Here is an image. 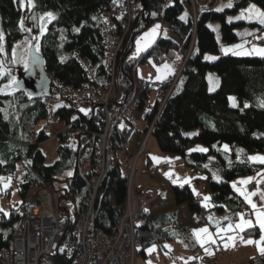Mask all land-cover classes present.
I'll return each instance as SVG.
<instances>
[{
    "label": "trees",
    "instance_id": "1",
    "mask_svg": "<svg viewBox=\"0 0 264 264\" xmlns=\"http://www.w3.org/2000/svg\"><path fill=\"white\" fill-rule=\"evenodd\" d=\"M252 3L264 10V0H220L213 12L199 13L194 25L191 17L182 15L185 8L180 0H146V9L141 7L125 38V47L118 59L119 66L130 75L133 66L148 57L156 63L169 61L177 67L181 60L178 54L185 57L193 40V50L185 61L180 85L169 95L157 119L159 102L150 105L145 119L154 123L152 138L159 150L179 156L185 167L203 176L212 196L209 203H203L189 183H179L171 187L175 209L155 217L138 214L136 255L141 254L143 261L146 248L153 243L163 245L177 241L186 249L197 250L194 225L179 226L178 207L181 205L187 206L196 224H209L214 229L234 222L241 212L250 210L243 197L235 192L232 181L253 173L262 165L253 162L250 155L264 154V56L221 55L214 61H206L204 54L220 51L219 40L210 27L212 21L219 22L224 44L242 38L250 40L264 30V24L237 19L239 12ZM112 5L113 0H32L27 15L32 30H27L22 26L21 0H0V29L5 37L10 68H16L14 57L10 55L13 48L31 41L35 32L41 31L39 15L52 12L54 18L39 38V53L47 72L65 84L81 86L89 80L81 62L85 60L92 68L93 82L104 84L109 75L104 66L100 26L103 12ZM156 20L166 22L177 40L161 36L146 53L134 55L137 34ZM242 26H249L247 33H242ZM208 72H214L219 78V86L214 91L209 90ZM151 91L148 84L138 90L140 111L149 106ZM230 95H236L238 106L230 103ZM55 114L70 128L56 135L58 158L46 164L39 145L49 139V135L45 130L36 132L38 123L49 115L43 97L34 98L14 88L0 91V177L14 174L20 163L23 168L18 185L20 202L10 208L7 216L6 212H0V250L12 247L13 239L20 232V208L31 187L49 188L56 194L58 218L67 237L85 210L89 179L78 166L83 153L79 139L89 130L100 133L104 123L97 108L90 113H75L65 106L57 108ZM127 130V135L119 127L112 132L111 163L96 200V224L105 230L115 228L124 211L126 188L122 161L117 154L125 139L141 136L142 131L134 122ZM190 131L196 133L190 135ZM224 143L229 145L228 150L224 149ZM68 170L72 174L60 182L61 188L56 187L59 177ZM62 199L67 205L61 204ZM143 217L147 220L145 226L139 224V218ZM251 232L258 233L259 228L246 230L248 234ZM65 262L61 258L58 264ZM249 264H264V254L250 260Z\"/></svg>",
    "mask_w": 264,
    "mask_h": 264
},
{
    "label": "built area",
    "instance_id": "2",
    "mask_svg": "<svg viewBox=\"0 0 264 264\" xmlns=\"http://www.w3.org/2000/svg\"><path fill=\"white\" fill-rule=\"evenodd\" d=\"M139 2L113 0L112 7L103 12L100 33L104 48L105 71L109 75L104 84L93 82L92 68L85 60L81 62L89 80L81 86L65 84L58 77L49 74L51 88L49 94L44 96V103L48 108H52L58 101L75 113H90L94 108L102 110L101 119L106 126L104 133L89 131L86 135L90 137L82 136L83 145L90 138L99 139L96 144L87 147L80 160L83 174L89 175L91 179L85 210L78 216L70 237H67L58 218L56 194L45 187H31L20 208L23 217L21 234L13 239L12 247H3L0 250V264H58L61 258L66 261L63 264H136L135 225L138 214H143L145 211L143 197L136 195L132 183L128 182V199L124 203L123 214L116 227L109 230L96 224V200L108 171L104 153L109 149V145L105 143L102 145L100 137L101 135L109 137L112 130L119 127L120 122L128 126L134 121V111L140 102L137 85L143 87L146 84L150 85L159 95H163L165 101L178 87L175 80L173 81L178 77L176 72L158 82L153 72H149L146 79L133 76L137 64L133 66L132 75L127 74L119 66L118 57L124 50L125 38L141 10ZM219 3L220 0H186L193 24H196L200 12H213L218 8ZM255 42L264 44V39ZM114 84L128 91V99L133 100L132 106L127 99L123 100L116 110L110 109L111 99H108V96L104 99L102 96L109 87L112 89ZM127 126L123 131L127 130ZM100 153L102 157H99ZM125 164L128 177L133 178L137 170L136 163L127 161ZM253 186L255 183L250 185ZM139 222L142 226L147 225L144 217L139 218ZM216 259V257L209 258L208 264H214ZM191 264H200L198 255Z\"/></svg>",
    "mask_w": 264,
    "mask_h": 264
},
{
    "label": "rangeland",
    "instance_id": "3",
    "mask_svg": "<svg viewBox=\"0 0 264 264\" xmlns=\"http://www.w3.org/2000/svg\"><path fill=\"white\" fill-rule=\"evenodd\" d=\"M181 2H183V5L185 6L186 12L188 13L186 0H182ZM139 3L141 5V2H139ZM21 5H22V9H23L22 26L24 28L27 27V30H32L31 26L28 24V21H27V15L31 11L32 5H28L26 0H24L23 3L21 0ZM253 6L255 8V11L250 12L249 9L253 8ZM260 12H264V10L260 6H258L257 4L252 3L239 12V14L237 15V19L244 20L248 23L261 24L260 23L261 17L258 15V13H260ZM48 13H52V12L41 13L39 15L38 21H39V24H41V27H40L41 31L35 32L36 35L32 36L31 41L19 43L16 45L18 47H23V49H22V52L20 55L19 66L15 65L13 63L15 67L17 66L16 68H14V70H12L10 68L9 63L11 64V62L9 61V57H8V60L6 58L7 52L5 49V37H4L3 31L0 29V34L3 35V41H0V47L3 48V51L0 52V91L9 90L10 88H13V85L15 84V83H12L13 79L16 82L19 79L18 74H17L18 71L24 72V70L29 66L30 50L32 48H34L37 52H39V38L41 37V32H42V30H45L46 25L51 20V18L47 15ZM52 15H53V13H52ZM182 15L183 16L186 15L185 11ZM26 23H27V26H26ZM157 25H159V28H156ZM210 27L215 31L216 37L219 40L220 51L217 54L205 53L204 54V60L214 61L217 58H219L221 55L260 56V57L264 56V55H261L258 51H256L258 49H264V44H260V43L255 42L256 41L255 39L247 40V38H242V39L235 41V42H232V43L223 44L221 42L222 37H221L219 22L218 21L210 22ZM154 29H155V34L150 35L151 33H153ZM248 29H249V26L248 27L242 26V33H243V31H244V33H247ZM161 36L172 37L175 40H177L176 37L173 35L170 26L166 22H164L162 20H156L154 23H152L147 28L143 29L141 32H139L137 34V37H136L135 43H134V49H133L134 55L139 56V55H143L144 53H146L155 44L157 39ZM255 38L256 39H264V30L260 31L257 34V36H255ZM15 47L13 48V50L10 53V55H12L13 57L15 56V53L17 52V49ZM192 50H193V40L190 44V48L188 50L187 55L185 57L181 56L180 63L177 65V67L173 71V72L178 73V77L173 79V81L175 80L177 86H179L181 83L182 76H183V74H182L183 67H184V64H185L187 57L189 56V54ZM225 50H228V51H225ZM13 62H14V60H13ZM25 65H27V67H25ZM170 68L171 69L174 68V66L172 65L171 62L163 61L161 63H156L152 60L151 57H148L146 60L141 62L138 65V68H135V70H137L139 77L145 78V77H147V74L153 70L159 76H161L163 74L166 75L170 71ZM168 75H166V76H168ZM133 76L137 77L135 72H134ZM213 77H215V78H213ZM216 77H218V76L214 72H208L207 80H208L210 91H214L217 88V86H219L218 85L219 82L216 80ZM9 85H11V86L9 87ZM138 86H139V84L136 87V88H138L137 90L141 89V87H142V89L144 88L143 85H140L139 87ZM121 88L117 84L116 85L114 84V87L112 89L109 87L106 90L105 94L102 96L104 99H107V96H108V99H111L112 104H111V106L109 105L111 110H116L119 107L120 102L123 100H127L129 97L128 91H125V90H123L124 88L123 89H121ZM152 90L153 91H151L149 94V101H148L149 106L155 105L156 102L160 103V106L158 107L159 109L155 115V118H156V117H158L162 107L165 104L164 102H166V101H165L163 95H161V94L159 95V93L156 92L155 88H152ZM166 97H168V96L166 95ZM127 101H130L129 104L132 106L133 100L131 101V99H128ZM229 101L232 105L238 106L239 101H238L236 95H230ZM149 106L147 108H145L144 111H140L139 108L136 107V109L134 111V124L139 130H142L141 131L142 134L139 133L141 136L136 135L133 137V139L131 138V140L125 139V141L123 143L124 145H123L122 150L119 151V153L117 154V157L120 158L122 161V172H123V176H124L123 178L125 180V188H126L125 201H127V199H128V182L132 183L131 185H133L134 193L136 195H141L143 197V199H145L146 193L144 194V193H142L136 189V181H137L136 176L139 174V170L144 171L146 173L147 168H146L145 164H146V161L148 160V155L153 159V162H154L155 172L152 174V177L160 178L163 176L164 172L169 169L166 163L163 164L162 166H160V162L164 159L162 156V154H164V153L159 150V147H158L156 141L152 138V129H153L154 123H153V125H151L152 123H149L148 120L145 119L146 111L148 110V108H151V106L150 107ZM58 107H65V105L63 103L56 101L53 104L52 108H48L49 109L48 117L46 119L40 121L38 123L37 129H36V132H38L39 130H45L47 132V134L49 135V139L40 143V145H39L40 149L42 150V152L45 155L46 164H52L58 158L57 147L59 146V142H58L56 135L60 132L69 130V128H70V125H67L64 121L60 120L58 118V116L55 114V110ZM112 107H114V108H112ZM100 114H102V110L100 111ZM119 125L120 126L124 125L122 127L125 128L126 124L124 122H120ZM104 128L105 129L102 130L101 134H103L104 131L106 130V126H104ZM89 131L82 134L80 136V139H79V144L83 148V153L79 159L78 166H79V169H80L82 174H83V167H82V164H80V160H81L82 156L84 155V152L86 151L87 147H89L90 145H94L99 141V139L90 138L83 145L82 144L83 138L84 137H90L89 135H86ZM113 131H114V129L112 130V132ZM112 132H111V135H112ZM122 132H124L123 134H125V135H127L129 133L128 131H122ZM195 133H196V131H190L189 132L190 135H193ZM83 135H86V136L82 137ZM111 135H109V137L108 136L103 137V135H101V137H100V139H101L100 141L102 142V143L101 142L100 143L102 145H104L103 143H105V145L106 144L109 145V149H106V151L104 153L105 159L107 162V167H109V165L111 163V153H110ZM81 138H82V140H81ZM135 139H136V141H135ZM133 140L135 143L133 142ZM99 147H101V145H99ZM223 147L226 150L229 149V145L227 143H224ZM256 154H260V153H256ZM251 155H254V154H251ZM99 157H102L101 153L99 154ZM127 161H128V163H136L137 170H136V173H135L133 178L128 177V170H127L126 164H125V162L127 163ZM22 172H23V168H22V165L20 163L18 166V170L14 174L0 177V207L6 213L9 212V210L12 206H16L20 202V197L18 195V185H19L20 181L22 180ZM69 173L72 174V171L68 170L65 172V174H63L61 177H59V181L56 182V187H60V188L62 187V183H60V182H63V180L66 177H69L70 176ZM176 174H177V176H175V175H170V176L166 175V176L171 178L174 183L180 182L182 177H183V179L190 181V180H192V178L197 176V173L193 172L190 168H187L185 166H180V168H178L176 170ZM83 175H85V173ZM86 176L88 177L89 184H90L91 183L90 176L89 175H86ZM194 182H196V181H194ZM163 183L167 184L168 182L164 181ZM194 186H195V184H194ZM163 189H165V188H163ZM195 189L198 190L197 191L198 193L200 192V193L204 194V186L203 185L202 186L199 185V187H195ZM57 202H58V200H57ZM67 203H68L67 201L62 199V202H61L62 205H67ZM144 207H145V202H144ZM157 207L158 206H156V207L154 206L152 208V210L154 208H157ZM22 219H23V217H22ZM21 223H22V221H21ZM19 234H21V226H20ZM257 239H258L257 244L264 248V244L262 243V240L259 237H257ZM159 256L160 255L158 253H155V255L151 256V258H153L154 261L158 262V261H160ZM141 257H142L141 254L136 255V264L143 263V260ZM212 257H216V256H211L209 258H212ZM208 261H209V259H208ZM216 263H217V259H216V262L214 264H216ZM207 264H208V262H207Z\"/></svg>",
    "mask_w": 264,
    "mask_h": 264
},
{
    "label": "crops",
    "instance_id": "4",
    "mask_svg": "<svg viewBox=\"0 0 264 264\" xmlns=\"http://www.w3.org/2000/svg\"><path fill=\"white\" fill-rule=\"evenodd\" d=\"M172 39L175 40L174 38ZM178 56L181 58L180 53ZM175 68L176 67L172 69L170 68L168 74H172ZM166 75L163 74L159 76L156 73V80L160 81L164 79ZM216 80L219 82L218 77H216ZM255 154L250 155V158L252 156L264 157V154ZM162 156L164 159L160 162V166L166 163L169 168L164 172L162 177H152V174L155 172V168L153 159L149 155L145 164L147 168L146 173L139 170V174L136 176V189L144 194L146 193L144 199L145 213H147L150 217H155L175 209L176 205L171 186L179 183H189L194 194L203 203H209L212 200V196L208 192V187L203 176L197 175L190 181L185 180L182 177L180 182L177 183H174L171 178L167 177L166 175L177 176L176 170L180 168V166L184 165L181 158L177 155L164 153ZM252 161L262 165L253 173L238 177L232 181L235 192L243 197L250 209L249 211L241 212L234 222L222 224L214 229L209 224H196V220L189 212L187 206L181 205L178 207L179 226L194 225L193 235L198 245L197 250L193 251L186 249L177 241H168L163 245L153 243L146 248V257L143 262L146 264H191L194 257L198 255L200 264H207L208 259L211 256H216V264H249L250 260L259 258L263 255L260 251L263 247L257 244V237L261 239V236L264 235L258 226L257 213L264 214V163H261L259 160ZM197 177H199V179H196ZM164 181L168 183L165 184L163 183ZM252 183H255V186L250 187ZM199 185L204 186V194L200 192L198 193V190L195 189V187H199ZM205 197H209V199L205 200ZM249 200L251 203H249ZM252 204H255L256 208H253ZM154 206L158 207L152 210ZM246 221H251L252 226L248 227L247 224L244 223ZM237 225H243V229L237 227ZM253 227H258L259 232L255 234L252 232L249 234L246 233V230L252 229ZM205 228L208 229L207 233L200 232L199 235H197L200 229ZM249 240L253 241V243H247ZM262 243L264 244V241H262ZM155 253L160 255V261L158 262L151 258V256L155 255Z\"/></svg>",
    "mask_w": 264,
    "mask_h": 264
},
{
    "label": "water",
    "instance_id": "5",
    "mask_svg": "<svg viewBox=\"0 0 264 264\" xmlns=\"http://www.w3.org/2000/svg\"><path fill=\"white\" fill-rule=\"evenodd\" d=\"M143 9H146V0H141ZM23 47H19L14 56V61L19 66L20 55ZM18 81L13 88L26 94L38 98L49 94L51 79L45 68L42 55L34 48L30 50L29 68L26 72L18 71Z\"/></svg>",
    "mask_w": 264,
    "mask_h": 264
},
{
    "label": "snow or ice",
    "instance_id": "6",
    "mask_svg": "<svg viewBox=\"0 0 264 264\" xmlns=\"http://www.w3.org/2000/svg\"><path fill=\"white\" fill-rule=\"evenodd\" d=\"M24 2V0H22V3ZM27 4L28 5H32V0H26ZM229 7H231V5H228ZM250 12L252 11H255V8L253 6V8L249 9ZM50 18H54L52 13H48L47 14ZM258 15L261 17L260 19V23L261 24H264V12H260L258 13ZM156 28H159V25L156 26ZM75 31H79V29H75ZM155 34V29L153 30V33H151L150 35H154ZM0 41H3V35L0 34ZM3 51V48L0 47V52ZM225 51H228V50H225ZM258 51L261 55H264V49H258L256 50ZM25 67H27V65H25ZM12 83H17L14 79L12 81ZM11 85H9L10 87ZM235 106V105H233ZM245 107H247V105H245ZM203 151V149H201ZM250 159L252 160H259L261 163H264V157H251ZM69 175H71V173H69ZM243 194V193H241ZM209 197H205V200H208ZM249 203H251V201L249 200ZM252 207L253 208H256V205L255 204H252ZM0 212H3V209H0ZM4 215H8V213H4ZM257 216H258V226L261 230L262 233H264V214H261V213H257ZM245 224H247L248 227H251L252 226V222L251 221H246L244 222ZM237 227H240L241 229H243V225H237ZM202 232V233H207L208 232V229H200L199 232L197 233V235H199V233ZM261 240L264 241V235L261 236ZM214 242V241H213ZM247 243L251 244L253 243V241L249 240L247 241ZM203 246V244H202ZM261 253L264 254V248H261L260 249Z\"/></svg>",
    "mask_w": 264,
    "mask_h": 264
},
{
    "label": "flooded vegetation",
    "instance_id": "7",
    "mask_svg": "<svg viewBox=\"0 0 264 264\" xmlns=\"http://www.w3.org/2000/svg\"><path fill=\"white\" fill-rule=\"evenodd\" d=\"M16 49H18V46L16 47ZM29 67V66H28ZM28 67L24 70V72H26L28 70Z\"/></svg>",
    "mask_w": 264,
    "mask_h": 264
},
{
    "label": "bare ground",
    "instance_id": "8",
    "mask_svg": "<svg viewBox=\"0 0 264 264\" xmlns=\"http://www.w3.org/2000/svg\"><path fill=\"white\" fill-rule=\"evenodd\" d=\"M201 13V12H200Z\"/></svg>",
    "mask_w": 264,
    "mask_h": 264
}]
</instances>
